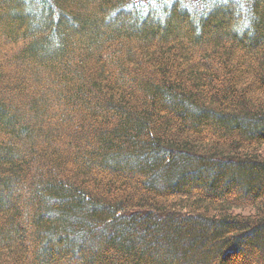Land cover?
Returning <instances> with one entry per match:
<instances>
[{"label":"trees","instance_id":"trees-1","mask_svg":"<svg viewBox=\"0 0 264 264\" xmlns=\"http://www.w3.org/2000/svg\"><path fill=\"white\" fill-rule=\"evenodd\" d=\"M0 264H264V0H0Z\"/></svg>","mask_w":264,"mask_h":264}]
</instances>
